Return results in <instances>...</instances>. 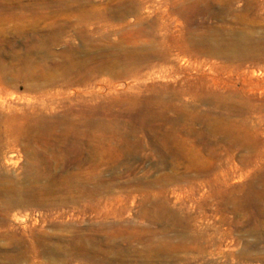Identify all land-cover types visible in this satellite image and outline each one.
<instances>
[{
	"label": "rangeland",
	"instance_id": "obj_1",
	"mask_svg": "<svg viewBox=\"0 0 264 264\" xmlns=\"http://www.w3.org/2000/svg\"><path fill=\"white\" fill-rule=\"evenodd\" d=\"M48 1L0 0V264H109L75 254V233L140 226L184 243L111 264H264V0ZM205 6L226 9L193 13L184 28L183 12ZM189 32L244 44L245 56L233 43L186 49ZM146 39L154 45L139 49ZM97 180L110 189L48 193Z\"/></svg>",
	"mask_w": 264,
	"mask_h": 264
},
{
	"label": "bare ground",
	"instance_id": "obj_2",
	"mask_svg": "<svg viewBox=\"0 0 264 264\" xmlns=\"http://www.w3.org/2000/svg\"><path fill=\"white\" fill-rule=\"evenodd\" d=\"M69 1V0H68ZM244 1V0H243ZM253 1V0H252ZM74 2V1H73ZM187 2V1H186ZM192 2V1H191ZM215 2V1H214ZM217 2V1H216ZM82 3V2H81ZM212 3V2H211ZM230 3V2H229ZM228 3V4H229ZM51 3H49V1L48 0H42V4L38 7V8H41L42 10H44L45 8H47V7H49V6H51L50 5ZM62 4V3H61ZM76 4V3H75ZM64 5V4H63ZM77 5V4H76ZM79 5H80V3H79ZM91 5V4H90ZM128 5V4H127ZM188 5V4H187ZM235 5V4H234ZM14 6V5H13ZM185 6V5H184ZM212 6V5H211ZM243 6H244V4H243ZM114 8H115V6H113ZM230 7V6H229ZM236 7V6H235ZM241 7V6H240ZM248 7L249 6H244L242 9H244V10H248ZM62 8V7H61ZM86 8V7H85ZM123 8V7H122ZM128 8V7H127ZM257 8V7H256ZM83 9V8H82ZM118 9H119V7H118ZM188 9V8H187ZM226 8L223 6V7H221L220 8V10H218V11H215V10H213L212 8H209L208 6H205V7H195V8H193V9H189V10H187V11H184L183 13H184V28H189L190 27V24H191V15L193 14V13H199V14H202V16L203 15H205V14H208V13H213L212 15L213 16H215V17H219L220 16V13L222 12V11H224ZM258 9V8H257ZM23 10V9H22ZM88 10V9H87ZM97 10V9H96ZM95 10V11H96ZM122 10H124V9H122ZM181 10V9H180ZM81 11V10H80ZM79 11V12H80ZM92 11V10H91ZM94 11V10H93ZM178 11V10H177ZM115 12H117V11H115ZM251 12V11H250ZM109 13V12H108ZM173 13H175V12H173ZM180 13V12H179ZM254 13H256V11L254 12ZM60 14V13H59ZM73 14H75V13H73ZM90 14V13H89ZM226 14V13H225ZM224 15V14H223ZM244 15H246V14H244ZM26 16V15H25ZM82 16H83V18L85 17V16H88L87 14H85V13H82ZM106 16V15H105ZM141 17V16H140ZM229 17V16H228ZM252 17V16H251ZM69 18V17H68ZM161 18V17H160ZM198 18V17H197ZM204 18V17H203ZM59 19H60V17H59ZM66 19V18H65ZM115 19V18H114ZM137 19V18H136ZM178 19V18H177ZM199 19V18H198ZM223 19V18H222ZM250 19H252V18H250ZM63 20H64V18H63ZM200 20V19H199ZM249 20V19H248ZM59 21V20H58ZM57 21V22H58ZM65 21V20H64ZM69 21V20H68ZM183 20H181V22H182ZM201 21V20H200ZM251 21V20H250ZM105 22V21H104ZM131 22V21H130ZM177 22V21H176ZM62 23V22H61ZM183 23V22H182ZM181 23V24H182ZM199 23V22H198ZM224 24V23H223ZM55 25V24H54ZM194 25V24H193ZM192 25V26H193ZM246 25V24H245ZM46 26V25H45ZM209 26V25H208ZM207 26V27H208ZM26 27V26H25ZM41 27V26H40ZM70 27V26H69ZM74 27V26H73ZM212 27V26H211ZM140 28V27H139ZM200 28V27H199ZM148 29V28H147ZM69 30V29H68ZM99 30V29H98ZM249 30V29H248ZM56 31V30H55ZM74 31V30H73ZM80 31V30H79ZM92 31V30H91ZM209 31V30H208ZM136 32V31H135ZM180 32V31H179ZM183 32V31H182ZM181 32V33H182ZM216 32V31H215ZM249 32V31H248ZM60 33V32H59ZM134 33V32H133ZM190 33V36H188V37H186V39L184 38L182 41H183V45H185L186 46V49H188L189 47H191V46H193V47H197V48H199V50L198 51H200V52H204L205 53V51L206 50H209V49H211V50H214V49H216L217 50V52L219 53V54H225V51L226 50H223V48H227V47H229L230 45H231V43H233V45H234V50H233V52H232V55H236V54H238L239 56L241 55V56H245V49H247V46H245L244 44H240V43H237V42H234V41H231V40H225L224 38H222V37H220V36H216V35H214L212 38H210L209 39V37L208 36H206V35H200V36H197L196 38H194L193 36H192V33L191 32H189ZM222 33V32H221ZM225 33V32H224ZM229 33V32H228ZM243 33V32H242ZM77 34V33H76ZM75 34V35H76ZM140 34H143V35H145L146 37H149V36H151L152 34L149 32V31H140ZM202 34V33H201ZM217 34V33H216ZM250 34V33H249ZM43 36V35H42ZM56 36V35H55ZM77 36V35H76ZM87 36V35H86ZM107 36V35H106ZM241 36V35H240ZM88 37V36H87ZM245 37V36H244ZM48 38V37H47ZM46 38V39H47ZM89 38V37H88ZM59 39V38H58ZM130 39V38H129ZM256 39V38H255ZM254 39V40H255ZM51 40V39H50ZM50 40H48V41H50ZM109 40V39H108ZM247 40V39H246ZM89 41V40H88ZM132 41V40H131ZM139 41V40H138ZM64 42H65V40H64ZM70 42V41H69ZM72 42V41H71ZM128 42V41H127ZM49 43V42H48ZM74 43V42H73ZM81 43V42H80ZM83 43V42H82ZM255 43V42H254ZM70 44V43H69ZM154 44H153V41L152 40H150V39H146V40H144V41H142V43H140L137 47L139 48V49H142V48H147V47H152ZM247 45V44H246ZM253 45V44H252ZM251 45V46H252ZM256 45H257V43H256ZM38 46V45H37ZM42 46V45H41ZM49 46V45H48ZM70 46V45H69ZM69 46H68V48H69ZM101 46V45H100ZM45 47V46H44ZM35 48V47H34ZM76 48H77V46H76ZM101 48H102V46H101ZM220 48H222V49H220ZM131 49V48H130ZM152 49V48H151ZM193 49V48H192ZM252 49V48H251ZM97 50V49H96ZM121 51V50H120ZM128 51H130V50H128ZM189 51H191V50H189ZM194 51V50H193ZM107 52V51H106ZM105 52V53H106ZM180 52V51H179ZM208 52V51H207ZM73 53V52H72ZM134 53V52H133ZM252 53V52H251ZM203 54V53H202ZM250 54V53H249ZM255 54V53H254ZM77 55V54H76ZM135 55V54H134ZM143 55H144V59H147V55H155V56H157V55H159V53H152V54H146V53H142V55H140L139 57H137V59L139 58L140 59V57H141V59H143ZM181 55H183L182 54V52H181ZM201 55V54H200ZM69 56V55H68ZM71 56V55H70ZM97 56V55H96ZM174 56V55H173ZM187 56V55H186ZM190 56V55H189ZM227 56V55H226ZM199 57V56H198ZM201 57H202V55H201ZM206 57V56H205ZM235 57V56H234ZM255 57V56H254ZM11 58V57H10ZM83 58H84V56H83ZM107 58V57H106ZM191 58V57H190ZM204 58V57H203ZM108 59V58H107ZM164 59V58H163ZM186 59V58H185ZM189 58H187V60H188ZM197 59V58H196ZM199 59V58H198ZM54 60V59H53ZM125 60H126V62L127 63H129V62H131L132 60H134V57L133 56H131V55H127V57L125 58ZM182 60V59H181ZM136 61V60H135ZM230 61V60H229ZM228 61V62H229ZM89 62V61H88ZM249 63V62H248ZM50 64H51V62H50ZM62 64V63H61ZM166 64V63H165ZM205 64V63H204ZM95 65V64H94ZM113 66V65H112ZM120 66V65H119ZM167 66V65H166ZM169 66V65H168ZM171 66V65H170ZM32 67V66H31ZM31 67H29V68H31ZM241 67V66H240ZM102 68H104V67H102ZM112 68V67H111ZM245 68H246V66H245ZM117 69V68H116ZM208 69H209V67H208ZM238 69V68H237ZM241 69V68H240ZM28 70V69H27ZM104 70V69H103ZM99 71V70H98ZM102 71V70H101ZM118 71V70H117ZM185 71V70H184ZM251 71V70H250ZM252 71H255V70H252ZM240 72V71H239ZM32 73V72H31ZM61 73V72H60ZM215 73V72H214ZM232 73V72H231ZM234 73V72H233ZM103 74V73H102ZM106 74V73H105ZM112 74V73H111ZM201 74V73H200ZM218 74H219V72H218ZM237 74H238V72H237ZM250 74V73H249ZM251 74H253L252 72H251ZM255 74V73H254ZM109 75V74H108ZM243 75V74H242ZM110 76V75H109ZM192 76V75H191ZM194 76V75H193ZM221 76V75H220ZM250 76H252V75H250ZM29 77V76H28ZM82 77V76H81ZM117 77V76H116ZM122 77V76H121ZM254 77V76H253ZM30 78V77H29ZM57 78V77H56ZM212 78V77H211ZM250 78V77H249ZM243 79V78H242ZM74 80V79H73ZM95 80V79H94ZM109 80V79H108ZM212 80H213V78H212ZM219 81V80H218ZM242 81V80H241ZM213 82H215V81H213ZM217 83H219V82H217ZM77 84V83H76ZM215 84V83H214ZM36 89V88H35ZM38 90V89H37ZM183 96H184V94H183ZM226 98V97H225ZM219 100V99H218ZM223 101V100H222ZM209 104V103H208ZM222 106V105H221ZM161 116V115H160ZM40 117V116H39ZM1 123H4V122H1ZM82 124V123H81ZM86 125V124H85ZM106 129V128H105ZM10 134V133H9ZM6 142H8V141H6ZM9 146V145H8ZM8 146H6V147H8ZM1 147V146H0ZM9 148V147H8ZM5 149V148H4ZM88 153V152H87ZM3 155H4V152H3ZM31 161V160H30ZM32 167V166H31ZM90 176V175H89ZM88 176V177H89ZM84 177V176H83ZM87 177V178H88ZM6 179V178H5ZM103 179V178H102ZM9 180V179H8ZM99 180V179H98ZM97 180V181H98ZM3 181V180H2ZM36 181V180H35ZM1 182V181H0ZM4 182V181H3ZM15 182V181H14ZM31 183V182H30ZM90 183V182H89ZM86 184H87V182L86 181H80V182H78V183H69V184H67L64 188H61V189H58V187H55V186H53V187H49V190H48V193L50 194V195H52V194H56V193H59V194H61V193H63L64 192V194H65V192L66 193H70V192H72V191H79V192H82V191H87V193H90V196H91V194L92 195H101V194H103V193H105L106 191H108L109 189H110V183L108 182V184H105V182L103 181V180H100V181H98V182H95V185L92 187V188H90V189H88L87 187H86ZM142 184V183H141ZM147 184V183H146ZM166 184V183H165ZM31 185V184H30ZM33 185V184H32ZM121 185V184H120ZM125 185H127V186H129V184H125ZM113 186V185H112ZM138 186V185H137ZM147 186V185H146ZM4 187V186H3ZM2 187V188H3ZM23 187V186H22ZM31 187V186H30ZM36 187V186H35ZM117 187V186H116ZM141 187V186H140ZM139 187V188H140ZM120 188H122V187H120ZM43 189V188H42ZM123 189V188H122ZM161 189V188H160ZM159 189V190H160ZM7 190H8V192H9V196H11V195H13L14 193H15V188H13V187H10V186H7ZM118 190V189H117ZM124 190H126V189H124ZM120 191V190H119ZM132 191H133V189H132ZM139 191V190H138ZM138 191H137V193H138ZM2 192V191H1ZM23 192L25 193V194H27V195H29V196H31V192L30 191H28V190H23ZM118 192V191H117ZM121 192V191H120ZM145 192H147V191H145ZM258 192V191H257ZM140 193H142V192H140ZM111 194V192L109 193V195ZM146 194V193H145ZM263 194V193H262ZM85 195V194H84ZM142 195H143V193H142ZM28 196V197H29ZM88 196V195H87ZM144 196V195H143ZM149 196V195H148ZM70 197V196H69ZM242 197V196H241ZM24 198V197H23ZM64 198V197H63ZM107 198V197H106ZM151 198V197H150ZM153 198V197H152ZM234 198H235V196H234ZM239 198V197H238ZM256 198V197H255ZM21 199V198H20ZM148 199V198H147ZM143 200H145V199H143ZM21 201V200H20ZM26 201V200H25ZM48 201V200H47ZM72 201V200H71ZM93 201V200H92ZM91 201V202H92ZM148 201V200H147ZM38 202V201H37ZM62 202V201H61ZM66 202V201H65ZM69 202V201H68ZM165 202V201H164ZM26 203H28V202H26ZM70 203V202H69ZM108 203V202H107ZM141 203H142V201H141ZM31 204V203H30ZM39 204V203H38ZM77 204V203H76ZM82 204H84L83 202H82ZM105 204H106V202H105ZM105 204H104V206H105ZM149 204V203H148ZM245 204V203H244ZM252 204V203H251ZM47 205V204H46ZM224 205V204H223ZM39 206V205H38ZM48 206H50V205H48ZM157 206V205H156ZM18 207V206H17ZM47 207V206H46ZM51 207V206H50ZM74 207V206H73ZM49 208V207H48ZM72 208V207H71ZM145 208V207H144ZM171 208V207H170ZM245 208V207H244ZM7 209V208H6ZM47 209V208H46ZM240 209V208H239ZM162 210H164V209H162ZM86 211V210H85ZM153 211V210H152ZM6 212V211H5ZM81 212H83V211H81ZM149 212V211H148ZM156 212H158V211H156ZM78 213V212H77ZM165 213H166V211H165ZM180 213V212H179ZM47 214V213H46ZM58 214V213H57ZM164 214V213H163ZM7 215H8V213H7ZM58 216V215H57ZM165 219H173L174 218V214L173 213H166V214H164V215H162ZM241 216V215H240ZM65 217V216H64ZM180 217V216H179ZM245 217V216H244ZM9 218H10V216H9ZM48 218V217H47ZM57 218V217H56ZM140 218L143 220V221H148L149 223H152V224H156L157 223V221H159L160 220V218H158V215L157 214H150V213H147V211H144L143 210V213L140 215ZM51 219V218H50ZM45 220V219H44ZM53 220V219H52ZM60 220V219H59ZM58 220V221H59ZM62 220V219H61ZM39 221V220H38ZM65 222H66V220H64ZM253 221H255V220H253ZM12 222V221H11ZM24 222V221H23ZM37 222V221H36ZM61 222V221H60ZM243 222V221H242ZM140 223V222H139ZM178 223V222H177ZM95 224V223H94ZM121 224V223H120ZM172 224H174V223H172ZM178 224H180V223H178ZM257 223H255V222H252L249 226H247L245 229H244V231H245V233L246 234H252L253 232H255L256 231V226H258V224L256 225ZM24 225V224H23ZM33 225V224H32ZM35 225V224H34ZM115 225V224H114ZM127 225V224H126ZM138 225V224H137ZM136 225V226H137ZM247 225V224H246ZM236 226V225H235ZM10 227V226H9ZM23 227V226H22ZM118 227V226H117ZM122 227V226H121ZM2 229H3V227H1ZM61 228V227H60ZM72 228V227H71ZM130 228V227H129ZM132 228V227H131ZM136 228V230L134 231V232H128L127 234H125V233H123L121 230H119V234L118 235H115L114 234V232H112V230H111V233H110V228L108 229L109 231H108V233H106V235H104V236H96V235H87V234H85V233H75V235H74V239H75V241H76V250L74 251V253L75 254H77V255H80V256H84V257H86V258H88V259H90L91 261H100V262H103V263H109V264H111V263H113V262H116V263H123V262H125L126 260H129V259H132V258H134L135 256H139V255H142V256H144V257H148V259H152V258H155V257H158V256H162V254H163V252H162V249H164V248H172L173 250H174V247H178V246H180V245H182L183 243H184V237H180V238H178L177 240H178V244H180V245H178V244H176V246H175V244H174V242H171L170 240H172V239H170V240H159V239H156V240H153L152 238H155L154 236H155V234H156V232H155V230H150L148 227H146V226H140V227H135ZM104 229H106L104 226H99V227H96L95 228V230L96 231H100V230H104ZM186 229V228H185ZM123 230V229H122ZM127 230V229H126ZM129 230V229H128ZM26 231V230H25ZM67 231H69V230H67ZM75 231V230H74ZM77 231V230H76ZM117 231V230H116ZM125 231V230H124ZM187 231V230H186ZM264 231V230H263ZM73 232V231H72ZM52 233V232H51ZM151 234V235H153V237H150V238H145L144 237V235L145 234ZM187 233V232H186ZM111 234V235H110ZM144 234V235H143ZM70 235V234H69ZM111 236V237H110ZM254 236V235H253ZM55 238V237H54ZM45 239V238H44ZM52 239V238H51ZM148 239H151L150 240V244H145V243H147V241H148ZM90 240H95V241H97L98 243V245L96 246L97 248H95L94 250H92V249H90V246H89V244H88V241H90ZM111 240H113V241H117V243H116V245H110V241ZM252 240V239H251ZM257 240V239H256ZM37 241V240H36ZM45 241V240H44ZM56 241V240H55ZM54 241V242H55ZM132 241H137V242H141L142 244H145V245H143L142 246V249L141 250H138L137 248H134L133 246H132ZM197 241V240H196ZM57 242V241H56ZM103 242V243H102ZM123 243V244H122ZM42 245V244H41ZM47 245V244H46ZM57 245V244H56ZM71 245V244H70ZM206 245V244H205ZM254 245V243L253 242H245V246L247 247V248H249V247H251V246H253ZM95 246V245H94ZM184 246V245H183ZM49 247V246H48ZM93 247V246H92ZM255 247V246H254ZM258 247H259V245H258ZM60 248V247H59ZM186 248V247H185ZM48 250V249H47ZM55 250V249H54ZM59 250V249H58ZM63 250V249H62ZM42 251V250H41ZM198 251H200L199 249H198ZM23 252V251H22ZM171 252V251H170ZM243 252V251H242ZM253 252V251H252ZM258 253V252H257ZM55 254V253H54ZM243 254V253H242ZM241 254V255H242ZM164 255H168V256H171L170 255V253H169V251H167V252H165V254ZM13 257H14V255H12ZM65 256V255H64ZM174 256V255H173ZM255 256V255H254ZM230 257V256H229ZM237 257V256H236ZM235 257V258H236ZM249 257V259H250V257H253L252 255H250V254H246V258L245 259H247ZM5 258V257H4ZM138 258V257H137ZM233 258V257H232ZM7 259V258H6ZM19 259V258H18ZM84 259V258H83ZM234 259V258H233ZM238 259V258H237ZM243 259V258H242ZM85 260V259H84ZM177 260V259H176ZM8 261V260H7ZM149 261V260H148ZM181 261V260H180ZM228 261V260H227ZM20 262V261H19ZM152 262V261H151ZM182 262V261H181ZM76 263V262H75ZM209 263V262H208ZM84 264V263H83ZM133 264H150V263H146L145 261L144 262H140V261H137V260H134V263ZM214 264H215V262H214ZM222 264H225V262L224 263H222Z\"/></svg>",
	"mask_w": 264,
	"mask_h": 264
}]
</instances>
